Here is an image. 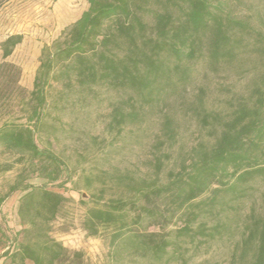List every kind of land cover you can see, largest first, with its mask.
Wrapping results in <instances>:
<instances>
[{
    "label": "trees",
    "instance_id": "trees-1",
    "mask_svg": "<svg viewBox=\"0 0 264 264\" xmlns=\"http://www.w3.org/2000/svg\"><path fill=\"white\" fill-rule=\"evenodd\" d=\"M7 1L0 0V8ZM87 1L81 17L42 49L32 90L21 85L22 70L10 61L24 37L9 35L0 43V148L27 170L0 197L1 206L22 193L21 231L7 237L0 227V249L8 247L0 257L7 264H84L82 252L52 235L73 201L49 185L67 176L61 187L72 183L79 190L78 181H85L82 229L108 241V264H191L213 245L228 247L219 264H264L261 15H238L225 0ZM211 77L245 83L226 88L218 107L208 106L204 87L188 99L199 79ZM177 99L198 138L172 159L164 149L180 141V125L170 114ZM105 103L112 146L153 111L162 114L145 172L111 165L70 174L52 150L67 127L74 130L79 113ZM13 169L0 163V175ZM31 176L45 184L29 183Z\"/></svg>",
    "mask_w": 264,
    "mask_h": 264
},
{
    "label": "rangeland",
    "instance_id": "rangeland-1",
    "mask_svg": "<svg viewBox=\"0 0 264 264\" xmlns=\"http://www.w3.org/2000/svg\"><path fill=\"white\" fill-rule=\"evenodd\" d=\"M225 1L236 14L250 15L253 18L260 14L264 21V0ZM88 6L87 0H8L0 8V43L9 35L19 34L24 37L23 43L17 47L10 58V61L22 70L21 85L23 87L33 89L42 49L45 46H51L64 29L81 17ZM258 23L260 24L259 21ZM244 83V80L240 81L235 77L228 80L217 77L199 79L191 88L188 99H193L198 88L204 87L207 90L208 106L218 107L220 100L228 94L226 88L239 90ZM110 112L111 109L107 103L100 107H92L78 114L73 131L67 127L66 132L60 134L59 141L54 144L52 150L67 163L70 174H73L76 169L77 175L80 173L90 175L96 167L100 169L103 166L109 169L111 165L122 169L138 167L143 172L147 170L146 164L153 158L152 146L160 131L162 114L153 111L141 127L124 130L118 138V143L112 146L113 135L106 131ZM170 114L180 125V141L171 148L166 147L164 151L170 153L172 159H176L182 147L184 151H189L195 145L198 133L195 121L183 113L180 100L177 99L171 104ZM65 120L70 121L68 118ZM94 138H97L96 143ZM16 159L17 156L5 154L0 148V163L14 164L11 172L0 175V197L6 196L10 187L18 181L19 175L27 171L26 167L15 163ZM104 159L107 163L103 162ZM73 177V181H77L78 178ZM66 178L67 176L58 183L49 185V188L73 201L69 206L67 217L59 218L54 223L52 235L71 252H82L84 264H108V241L104 238L89 237L82 229L85 207L81 204V200L89 199V193L85 190V181L84 179L78 181L79 190H75L72 183L64 187L60 186ZM28 182L33 185L45 184L44 180L32 176ZM259 195H264V183L260 184ZM21 196V192L13 193L0 206V227L7 237L18 235L21 231L22 227L17 214ZM7 250L8 247L1 248L0 256ZM227 254L228 247L224 245L203 247L198 254H195L191 264H206L207 261L210 264H219L225 261ZM0 264H7V262L0 257ZM124 264L150 263L143 260L133 262L126 260Z\"/></svg>",
    "mask_w": 264,
    "mask_h": 264
}]
</instances>
